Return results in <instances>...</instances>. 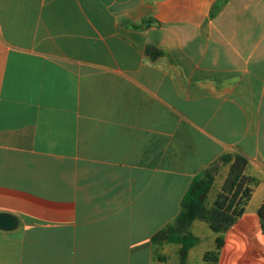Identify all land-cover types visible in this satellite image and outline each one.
<instances>
[{
	"label": "crops",
	"instance_id": "1",
	"mask_svg": "<svg viewBox=\"0 0 264 264\" xmlns=\"http://www.w3.org/2000/svg\"><path fill=\"white\" fill-rule=\"evenodd\" d=\"M228 154L242 217L154 245ZM263 204L264 0H0V264H264Z\"/></svg>",
	"mask_w": 264,
	"mask_h": 264
},
{
	"label": "trees",
	"instance_id": "2",
	"mask_svg": "<svg viewBox=\"0 0 264 264\" xmlns=\"http://www.w3.org/2000/svg\"><path fill=\"white\" fill-rule=\"evenodd\" d=\"M219 165H229L230 171L221 192L217 195L211 208L206 202L215 180ZM248 160L238 154L223 156L217 163L207 169L202 177L192 183L181 202V211L175 222L152 238L154 245L181 244V257L184 258L189 248L196 241L190 228L196 221L206 223L218 235L225 234L242 217L252 198L255 178L246 175ZM264 231V204L259 210ZM222 242L219 241L218 244ZM219 244V246H220ZM219 246L213 252L205 254L207 263H215L219 255Z\"/></svg>",
	"mask_w": 264,
	"mask_h": 264
},
{
	"label": "rangeland",
	"instance_id": "3",
	"mask_svg": "<svg viewBox=\"0 0 264 264\" xmlns=\"http://www.w3.org/2000/svg\"><path fill=\"white\" fill-rule=\"evenodd\" d=\"M229 171H230V166H228V165H219L218 172H217L218 179H217V182L214 184V186H213V188L211 190V195L208 198V202H207V208H209L211 206V204H213V200H214V198H216L215 196L220 191L221 182H222L223 178H225L227 173H229Z\"/></svg>",
	"mask_w": 264,
	"mask_h": 264
},
{
	"label": "water",
	"instance_id": "4",
	"mask_svg": "<svg viewBox=\"0 0 264 264\" xmlns=\"http://www.w3.org/2000/svg\"><path fill=\"white\" fill-rule=\"evenodd\" d=\"M19 226V219L9 213H0V231H14Z\"/></svg>",
	"mask_w": 264,
	"mask_h": 264
}]
</instances>
